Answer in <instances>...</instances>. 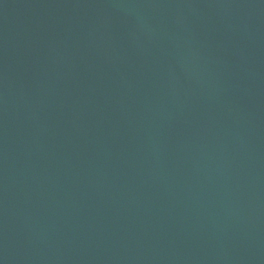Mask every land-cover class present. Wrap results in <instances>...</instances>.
<instances>
[{"label":"water","instance_id":"95a60500","mask_svg":"<svg viewBox=\"0 0 264 264\" xmlns=\"http://www.w3.org/2000/svg\"><path fill=\"white\" fill-rule=\"evenodd\" d=\"M0 264H264V0H0Z\"/></svg>","mask_w":264,"mask_h":264}]
</instances>
